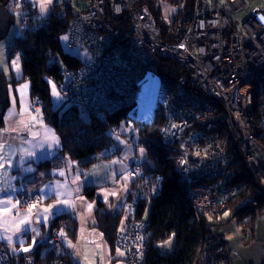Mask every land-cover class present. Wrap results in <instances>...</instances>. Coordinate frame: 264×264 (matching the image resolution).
<instances>
[{"label": "built area", "instance_id": "built-area-1", "mask_svg": "<svg viewBox=\"0 0 264 264\" xmlns=\"http://www.w3.org/2000/svg\"><path fill=\"white\" fill-rule=\"evenodd\" d=\"M85 1L89 5L73 15L65 42L79 66L58 69L60 101L96 116L135 113L144 105L154 116L161 106L164 122L158 134L178 151L175 172L183 180L198 181L187 192L196 217L210 211L224 214L236 200L239 207L253 208L261 200L264 211V7L253 10L241 25L233 15L245 10V0H191L189 5L188 0H161L177 15L164 39L145 5L134 7L132 0ZM26 2L14 0L20 8ZM33 102L36 108L42 105L38 98ZM171 124L183 130L170 129ZM185 158L187 163L180 164ZM135 168L130 165L128 171ZM130 178L135 188L127 205L134 216L116 235L114 248L125 252L123 264H145L151 232L135 214L152 188L143 173ZM19 199L30 204L39 195L30 199L23 192ZM210 227L205 226L195 264H234L227 244ZM57 233L42 255L57 252L70 257ZM253 233V228L247 229L242 237L251 241ZM8 259L0 248V264ZM65 263L64 258L57 260Z\"/></svg>", "mask_w": 264, "mask_h": 264}, {"label": "trees", "instance_id": "trees-1", "mask_svg": "<svg viewBox=\"0 0 264 264\" xmlns=\"http://www.w3.org/2000/svg\"><path fill=\"white\" fill-rule=\"evenodd\" d=\"M190 1L188 0V5ZM160 2L161 0H138L133 5L134 7L145 5L148 8L153 22L159 30L160 37L165 39L172 32L174 24L166 26L161 21ZM9 4V0H0V5L9 14L11 20ZM13 4L16 5L14 0ZM10 5L12 6V4ZM59 7L60 4L55 5L53 10L55 11ZM21 10V35L12 39L8 56L19 54L22 77L11 78L9 82L5 80L8 94L10 86L14 87L16 84L26 82L29 85L30 98L32 100L38 98L42 101L41 111L45 122L55 129L60 140L58 157L52 162L40 163L38 168H50L63 157L77 161L80 166L87 168L96 161V155L110 148L111 139L108 130L115 129L122 122H126L128 112L117 111L97 116L89 114L86 115L87 119L83 120L77 116V110L69 108L59 116L58 111L54 108L49 81L54 85L60 83L58 69L61 66L70 69H76L79 66L75 56L66 49V41L61 40L62 36L68 35L74 14L70 12L69 7H66L62 17L55 15L52 11L48 18L38 19L39 15L31 8L29 2H26ZM24 11L26 12L24 13ZM166 63L168 62L166 61ZM163 122L164 112L160 106L150 122L139 131L142 136L152 140V143L143 144L147 152V162L140 163L141 172L152 188V193L149 197L142 199L136 210L137 219L146 221L151 232L145 264H195L199 243L207 234L205 226L206 224L213 226L208 217L212 218L216 215L195 216L193 205L187 198V192L198 184V181H186L176 174L178 151L174 145L164 144L158 134ZM2 127L3 116H0V128ZM241 177L247 184L250 183L247 173L243 172ZM157 178H159L158 181ZM94 190V187H85L83 194L87 199L95 201L98 228L112 250L115 251L114 241L117 234L118 217H109L103 214L102 205L95 200ZM133 190L134 187L127 200L133 195ZM257 202L256 206L261 207V200ZM238 203L239 200L231 202V210L234 209L231 211L232 217L236 216L240 219L244 215H254L255 209L251 205L239 207ZM146 209L147 215L144 218ZM62 228L67 237L73 240L76 223L69 215L56 217L50 226V234H53V230L59 232ZM169 237H173L172 253L162 254L157 245ZM42 246V244H37L29 254L33 258V264H56L59 258H63L55 252L42 255L40 253ZM66 263L69 264V259L66 260Z\"/></svg>", "mask_w": 264, "mask_h": 264}, {"label": "snow or ice", "instance_id": "snow-or-ice-1", "mask_svg": "<svg viewBox=\"0 0 264 264\" xmlns=\"http://www.w3.org/2000/svg\"><path fill=\"white\" fill-rule=\"evenodd\" d=\"M30 2L33 7L38 8L39 16L37 18L39 19L50 14L52 6L56 0H30ZM220 2L224 3V0H220ZM17 7H19V3H17ZM117 11H119V9H117ZM168 11H174V9H170ZM261 19L264 20V17ZM68 39L69 37L67 35L61 37L62 41H67ZM2 47L3 45H0V48ZM181 47H184V45L181 44ZM200 51L202 52L203 49ZM12 66L17 73H19V54L17 55V58L12 61ZM49 83L52 84L51 81H49ZM28 88L29 85L27 83L21 85V87L17 89H13L11 86L9 87V95L12 97V107L8 109L7 113L3 114L4 127L0 128V193L4 194L3 197H0V240L8 242L13 254L18 251L17 247L13 246L14 244L20 245L19 250L24 253L31 252L32 248L37 244V237H39L40 232L35 227H32L33 223L42 224L44 227H48L52 219L61 212L69 208L75 209V201L71 199V196L72 192H75L77 194V198L82 199V197H79L81 175L87 179L88 176H95L101 169H103L106 173L104 179H107V174L111 170L112 166H120L118 169L119 178L117 179L116 173L112 172V179L116 183H120L122 181V187L105 191V202H107L109 195L122 199L121 194L128 191L130 177L133 176V174L136 177H141L142 173L138 170L140 163L147 162L146 150L144 147H140V160L137 162L136 168L133 169L132 172H129L128 165L125 161L129 158L132 152L135 140L129 143L126 139L121 140L119 134H116V139L119 140V143L125 145V151L122 158L111 160L110 164L107 165H94L87 173H81L79 169L76 168L75 162H69V171L74 170L76 172V175L72 180V183L77 184L75 189H68L67 182H50L47 185L34 187L33 189H26L21 186L17 189L12 185L11 181L18 179V177L15 175L9 176V169L18 168L22 173H31L34 171L30 166L32 162L54 154L55 150L60 147L59 137L44 123L43 115L40 110L38 108L32 109L29 104L27 99ZM52 95L58 100L61 99L54 84L52 85ZM17 103H19L20 107L19 113L16 111ZM25 116L28 118L25 119ZM121 128L131 130V125H121ZM170 129H178L182 131L183 126L171 124ZM162 131L167 130L162 129ZM10 140L15 141L16 143H11ZM32 141H36V143L32 145V148L40 150L39 155H37V152L32 149H25L22 147V145L30 144ZM181 147L183 148V145H181ZM197 155H199V153H197ZM14 158H16L15 163L13 162ZM179 163H187L186 158L181 159ZM25 164H28L29 166L24 167ZM52 174L63 177L66 175V171L64 169H60L58 171H54ZM158 180L159 178H157V181ZM17 191L21 193L27 191L30 199L33 198L34 193H38L39 199L38 201L30 204L27 200L22 202L19 198L15 197ZM48 198H54L55 203L49 204L46 207L38 208V205H42ZM86 206L90 213L93 208V204L88 203ZM112 206L117 207L118 205ZM21 207H26L27 211L22 213L20 211ZM228 215V212L224 213L225 217ZM29 231L34 232L35 236L32 237V244L25 247L23 246L24 241L21 237L26 235ZM121 231H123V221L121 222ZM57 235L61 237L62 241H67V247L73 249L77 256L80 255L76 246L73 245L70 240H67V235L63 228L57 233ZM174 235L175 234L173 233V236ZM14 237L16 238L15 241L13 239ZM139 240L143 241V237H139ZM171 242L172 237H169L165 244L170 245ZM97 247L101 246L97 245ZM137 252H140V248H137ZM116 253L121 257L125 255V252L121 251L119 248L116 249ZM85 259H87V257H85ZM88 264H96V262L93 259L89 260ZM101 264H103V257L101 259ZM109 264H111V262H109Z\"/></svg>", "mask_w": 264, "mask_h": 264}, {"label": "crops", "instance_id": "crops-1", "mask_svg": "<svg viewBox=\"0 0 264 264\" xmlns=\"http://www.w3.org/2000/svg\"><path fill=\"white\" fill-rule=\"evenodd\" d=\"M30 2V0H28ZM30 4H32L30 2ZM160 4L163 6L161 8L165 9L168 12V15L172 14V11L170 8L166 5L160 2ZM38 9V8H37ZM168 17V16H166ZM169 18V17H168ZM171 18V17H170ZM11 78L5 79L7 82L10 81ZM26 82H22L20 84H16L14 87L11 86L13 89H17L21 87V85L25 84ZM52 93V89H51ZM30 93H29V88L27 92V99L29 104L31 105L32 109H36V107L33 105V103L30 100ZM52 98L54 99V96L52 95ZM12 107V97L9 95V105L5 113H7L8 109ZM40 112L42 113L41 109H39ZM17 113L20 111L19 103H17V108H16ZM4 113V114H5ZM43 115V113H42ZM25 119L28 117L25 116ZM43 120L44 123L51 128L55 134L58 136L56 133L55 129L49 126L44 119L43 115ZM4 127V124H3ZM11 143H16L15 141H11ZM36 141H32L30 144H25L22 145L23 148L25 149H32L33 151L37 152V155L40 154V150L32 148V145L35 144ZM60 149V147H59ZM59 149L55 150L54 154L48 155L46 158L42 159H37L35 162L31 163V167L33 168V172L31 173H22L18 168L16 169H9V176H17L18 179L12 180L11 183L13 186H15L17 189H19L21 186H23L26 189H33L34 187H42L44 185L49 184L50 182H60L64 183L67 182L68 184V189H75L77 187V184L72 183V180L74 179L76 172L69 171V162H75L76 168L79 169L81 173H87L89 170L93 168L94 165H107L110 164L111 158L112 160H115L113 155L110 156H102L96 158V161L88 166L87 168H83L80 166V163L77 161H72L68 157H63L60 158V160L55 164L52 165L50 168L46 169H39L38 165L43 162H52L56 157H58V151ZM103 157H109V158H103ZM122 158V157H119ZM14 158V163H15ZM134 160L133 155H130L129 158L125 161V163L128 165V162ZM135 161V160H134ZM29 166L28 164H25L24 167ZM120 166L113 165L109 173L107 174V179H104L106 173L103 169L99 171V173L95 176H88L87 179L83 175L80 177V191H79V197H82V199L77 198V194L75 192H72L71 199L75 201V209L69 208L66 209L65 211L61 212L58 216L61 215H69L76 223V233L74 239H69L67 237V240H70L73 245L76 246V248L79 250L80 255L77 256L74 252L73 249L67 247V241H62L65 246L66 250L71 253V256L69 258V264H88L89 260H95L96 264H101V259L103 257V264H123V258L121 256H118L116 251H113L108 242L106 241L103 233L101 230L98 228V222L96 218V208L97 205L95 201H91L87 199L83 192L85 187H94V196L96 202H99L102 205V212L104 215L109 216V217H118V224H117V231L121 230V222L123 221V227L126 225L127 221L131 219L134 216L133 211L128 208L127 205V198L128 195L130 194L132 190V180L130 179L129 186H128V191L123 192L122 199H118L116 196H108V201L105 202V196L104 192L105 191H110L114 188H120L122 187V181L120 183H116L112 179V172H115L117 175V179L119 178V169ZM60 169H64L66 171V175L61 177L59 175H53L52 173L54 171H58ZM43 174V175H41ZM27 194L28 192L25 191ZM21 192L17 191L15 194V197L18 198L19 194ZM3 193H0V197H3ZM33 195H39L38 193H34ZM55 203L54 198H48L44 201L42 205H38V208L46 207L49 204ZM92 203L93 208L91 212L89 213L87 209V204ZM112 205H118L117 207H113ZM27 211V208H24L22 213H25ZM54 217L49 224L48 227H44L42 224H36L33 223L32 227H35L36 229L39 230L40 235L37 237V244H42L43 248L46 247L47 242L49 238L51 237L50 234V226L53 222V220L56 218ZM255 232V230H254ZM255 233H253L254 236ZM35 236V233L32 231H29L26 235H23L21 239L24 241L23 246H29L32 244V237ZM102 237V239H101ZM61 238V237H60ZM258 240H262L264 238L263 235H258L257 236ZM15 241V237L13 238ZM258 240H256L255 243H251L249 247H246L245 249H241L240 252H247V253H252L254 248H257L258 251L251 256V260H242L237 264H263L264 263V240L260 241V244H258ZM94 242V243H90ZM36 244V245H37ZM0 245H2L6 251L13 257L14 259L16 257H28L32 258L29 256V254L34 250L35 246L32 248V251L29 253H24L23 251H20V245L14 244L13 246L17 247L18 251L13 254L11 251L10 246L8 245L7 241L0 240ZM97 245H100L101 247H97ZM230 253H231V248ZM256 249V250H257ZM260 249V250H259ZM43 250L40 251V253H43ZM95 254V255H94ZM87 257V259H85ZM33 259V258H32Z\"/></svg>", "mask_w": 264, "mask_h": 264}, {"label": "rangeland", "instance_id": "rangeland-1", "mask_svg": "<svg viewBox=\"0 0 264 264\" xmlns=\"http://www.w3.org/2000/svg\"><path fill=\"white\" fill-rule=\"evenodd\" d=\"M137 1L138 0H132V3H135ZM245 1L247 4L245 10L237 12L233 15V18L236 19L241 25L244 23V21L247 19L248 15L253 10H255L256 8L264 7V0H245ZM27 2H29V1L27 0ZM9 3L12 4V6L9 4V7L11 8L9 10V13L12 17L11 18V26L9 28L7 36L2 41H0V45H3V47L0 48V65H2V66H0V72L3 74L5 79H8V78L18 79V78L22 77L21 67H19V73H17V71L12 66V61L15 60L17 58V56L9 57L8 52H9L10 46L12 44V39L15 36L21 35L20 34V23H21V11H22L21 8L22 7L20 8V6L17 7V5H14L13 0H9ZM55 5L56 4L54 3V5L52 6V10H51L50 14L53 11L55 15L62 17L65 14V8L66 7L70 8L71 13L76 14L78 12V10H81V9L87 7L89 5V2H87L85 0H73L72 4L70 6L62 4V5H60V7L58 9H56L54 11L53 7ZM166 5L170 9H174L173 6H171L170 4H166ZM160 7H163V6L160 5ZM31 8L33 10H35L37 12V14L39 15V10L37 8L33 7L32 4H31ZM161 11H162L161 21L166 26L173 25L175 20H176V17H177L175 9H174V11L171 12L172 14H170V15H168V12L163 8H161ZM50 14L46 15L43 18H48L50 16ZM166 16H168L169 18ZM19 64H20V62H19ZM71 70H73V69H71ZM61 83L62 82L60 80V83L55 85L57 92H58V86ZM52 85L53 84H51V89H52ZM30 100L33 103V100L31 98H30ZM53 102H54V108L58 111L59 116H61L70 107L68 104L61 102L60 99L58 100L55 97L53 99ZM41 103H42V101H41ZM41 107H42V105H41ZM41 107L38 109H41ZM72 109H74V108H72ZM150 113H151V107L148 105H144L143 107H139L135 113H133L132 111H128V118H127L126 122H122L115 129L108 130V135L111 139L110 148L108 150H105V151L99 153L98 155H96V157L98 158V157L109 156V155H113V157L115 159H119V157H122L124 154V151H125V145L120 144L119 140L116 139V134H119V137L121 140L126 139L129 143H131L133 140H135V144H134L132 152L130 154V155H133V159L135 161L132 160V161L128 162V168L130 165L136 166L137 162L140 160L139 148L144 147L143 144L152 143L151 139H149L145 136H142L139 133V131L144 128V127H142L143 124L149 123L150 120L153 118V116H150ZM77 116L83 120L87 119L86 114L79 112V111L77 112ZM128 124L131 125V130H126V129L121 128V125H128ZM146 157H147V152H146ZM112 159L113 158H111V160ZM132 183H133V180H132ZM133 187L135 188V185H133ZM187 198L189 199L188 196H187ZM127 201H129V199L126 200V202ZM192 205H193V203H192ZM126 206L128 207V205H126ZM254 209H255L254 215H244V216H241L240 219L237 218L236 216H233V217L231 216V211H233L234 209L229 210V211H225V212L229 213V215L227 217H225L224 214H221L220 211H213L212 213L207 212V214L204 215V216H207L209 214L216 215V217H212V218L208 217V220L213 225L210 227V231L215 232V234H217L228 245V249H229V247L231 248L230 259L232 260V262L234 264H237L242 260L250 259L251 256L258 251V249L254 248L252 253L240 252L241 249H245L246 247H249L251 243L256 244V240H258V238H257L258 235L264 236V211H262L261 207H258V206H255ZM146 215H147V209L144 212V218L146 217ZM201 217H203V216H201ZM251 228H253L255 230L254 236L252 235V241H249V239L245 240L242 236L247 229H251ZM53 232H54V230H53ZM118 233H119V231L117 232V234ZM52 237H53V235L51 234V237L49 238L48 242L50 241V239H52ZM263 240H264V238L262 240H258V242H259L258 244H260V241H263ZM166 241H168V239ZM166 241L158 244L157 248H158L159 252H161L162 254H171L172 250H173V237H172V242L170 245L165 244ZM48 242H47V245H48ZM0 248H2L9 256L7 264H33L32 258L23 257L21 259V257H16L14 259L13 257H11V255L6 251V249L2 245H0ZM42 249H43V246H42L40 251H42ZM229 251H230V249H229ZM198 252H199V247H198L197 253H196V260L198 257ZM19 259H21V260H19ZM56 264H57V262H56ZM65 264H67V263H65Z\"/></svg>", "mask_w": 264, "mask_h": 264}, {"label": "water", "instance_id": "water-1", "mask_svg": "<svg viewBox=\"0 0 264 264\" xmlns=\"http://www.w3.org/2000/svg\"><path fill=\"white\" fill-rule=\"evenodd\" d=\"M11 26L9 14L0 5V41H2L8 34ZM9 105V94L6 81L0 72V116H3Z\"/></svg>", "mask_w": 264, "mask_h": 264}, {"label": "bare ground", "instance_id": "bare-ground-1", "mask_svg": "<svg viewBox=\"0 0 264 264\" xmlns=\"http://www.w3.org/2000/svg\"><path fill=\"white\" fill-rule=\"evenodd\" d=\"M25 193H26V192H25ZM19 195H20V194H19ZM18 198H19V197H18ZM230 207H231V205H230ZM23 209H24V207L21 208V211H23ZM212 212H213V211H210V213H212ZM128 221H129V220H128ZM128 221H127L126 225H125L123 228H125V227L128 225V223H129ZM120 232H121V231H120ZM251 241H252V239H251ZM227 246H228V245H227ZM147 251H148V248H147ZM56 253H57V252H56ZM146 254H147V252H146ZM61 257H63V256H61ZM63 258L66 259V260L69 259L68 257H67V258L63 257Z\"/></svg>", "mask_w": 264, "mask_h": 264}]
</instances>
